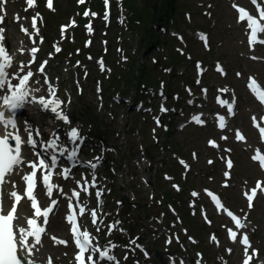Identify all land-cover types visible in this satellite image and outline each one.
<instances>
[{
	"label": "rangeland",
	"instance_id": "obj_1",
	"mask_svg": "<svg viewBox=\"0 0 264 264\" xmlns=\"http://www.w3.org/2000/svg\"><path fill=\"white\" fill-rule=\"evenodd\" d=\"M9 1V2H8ZM1 8L0 12L1 15L4 16V21L6 25L7 33L9 34V39L12 42V45H10L11 50L14 53H19V49H25L27 51H30L34 47H38L37 43L34 44L33 42H30L28 40V44L26 48L20 47L17 49L18 45L21 43H25V40L23 37L20 36L19 27L21 25H25L31 21V17L33 15V12L29 9H24V6L19 5L17 3H13V0H8ZM152 0H136V4L138 5V9L142 10L144 6L149 3ZM155 2V7H158L163 0H153ZM181 0H173L174 4H177ZM198 1L202 0H191L189 4L195 6L193 9L195 13L197 11H202L204 8H200L197 5ZM212 1V0H204ZM65 3L66 1H62ZM170 3L172 4L171 0ZM216 5L218 6L217 10V18H218V27L216 30V33L213 32V35H219V37L215 40V43L219 40L224 41L223 47L215 52H213L211 55H205V60L211 61L215 60L216 58H219L227 63L228 68L230 69L229 74L231 75V78L228 79V81L231 80H238L234 75L235 71L237 69H240L243 73L244 71H252L254 68L259 67V64H253L247 59L243 57V44L242 40L239 38L235 39V31L231 29V21L233 19V15L231 13V10L229 9V4L226 0H216ZM72 6L70 2H67L63 6V10H65L66 7ZM5 9V10H4ZM220 10L225 11L224 15L225 17L220 16ZM62 12V11H61ZM21 13V19L22 22L17 23L15 20H17V16ZM57 15L59 16L58 12ZM7 17V18H6ZM60 17V16H59ZM58 18V17H57ZM8 19V20H7ZM55 19V16H49L50 25L49 27L43 28V33L48 37L47 41L50 43V40L52 43H57L55 38L58 37V27L57 25L52 22ZM145 21L147 18H143ZM60 21H67V18L64 17ZM142 21V20H141ZM152 22H149L148 28H152ZM189 24V23H188ZM186 24V25H188ZM134 25H137L136 22H134ZM144 25V23H143ZM183 24H179L178 28L183 30ZM197 27L200 25V23L196 24ZM189 26V25H188ZM187 26V27H188ZM190 27V26H189ZM192 28H195L196 26L192 25ZM129 28V27H128ZM82 29V28H80ZM83 30V29H82ZM127 27L117 28L115 32L124 33L123 38H120L121 42L124 45V49L126 50V57H131L132 59H136L139 56L140 51L147 50L149 47H142L141 44V33L140 30H134L129 29L127 30ZM153 30V28H152ZM42 31V30H41ZM126 32V33H125ZM158 30H153L154 35L156 36ZM112 32H109V36L112 35ZM161 39H167L164 38L163 35L158 36ZM187 37V36H186ZM192 35H190L189 39L192 40ZM126 39V41H125ZM113 41V39L111 40ZM186 42V41H185ZM61 41H60V43ZM218 44H220L218 42ZM217 44V45H218ZM183 48H185L184 44L180 45ZM43 51L46 53V56L48 58V64L49 68L46 71H49L50 73H54L55 67L57 66L58 70L60 72V80L62 81L61 91L56 93V95L64 101V104L61 106L63 113L69 116H73L74 119L77 120V127L81 129V131L84 134H90V139L95 136H103L106 141V146L110 147L108 150H104V153L108 156V158L112 161L111 166L115 170V174H112L115 176V180H112V183L115 182L116 184V190H115V198L113 201H115L116 205L119 207L117 210L113 211L112 209H109L107 206L111 203L110 200H107V195L104 197L103 189H100L99 191L102 193L101 196L104 197V203L106 204L107 210L110 211L112 222L115 221V225L111 224L108 225L111 230L114 229L116 226L119 227V230L117 229V232L111 234H107L106 239H117V240H125L129 241L132 239L133 235L137 236L138 238H143V244L148 248L150 251L152 257H154V252L157 249H161L163 246V249L165 247V243L162 245L161 240L164 242V238L166 234L169 233L171 230L170 222L171 220H174L172 217L174 212H172L167 207L159 208V200L158 196L161 197L160 193H158L155 189L157 187V183L163 185L164 190H168L171 192V194L177 193L179 196V199L181 197V193L177 190V187H180V192H183V199H189L190 197V189H197L199 191L202 190L205 186H212V187H219L222 178L219 177L217 180V183L212 184L210 183V177H213L214 175L211 174V172L216 169L215 167L207 166L206 165V159L209 157V151L207 150L205 146L206 139L209 137V128L208 129H199L194 130L193 128H189L187 131L183 133H176V128L173 130V132L169 134H162L161 130L164 129V125L160 127L158 124L154 123V118L151 116H136L135 113H129L127 109L123 108H115L111 107V103L108 102L106 109H100V106L97 103V97L94 94L93 89V80H84L83 77H80L78 75L79 69L76 67H73V65H70V61L67 59H63L61 56L59 60L57 58H53V52L51 51L49 46H44ZM163 51H166L163 47ZM64 52V51H63ZM145 52V51H144ZM171 52V51H170ZM170 52L165 53L164 55L158 56L157 58L161 59L162 61H167L169 63L170 61ZM108 56H111V59L114 61L110 63L112 69L114 70V73L120 72V74L124 75L126 74L125 80H121L119 84L123 87L125 85V90L134 91L135 86H132V84H135V80H132L130 82L131 74L130 72H127L129 66L131 65L130 62H121L120 61V55H118L115 51V48H112V53H108ZM45 55H43L42 59H44ZM24 61L27 63L29 61V56H26ZM183 61V58H182ZM89 66H92V64L87 63ZM183 65H186V63H183ZM138 66L133 68V74L137 75V69ZM186 69L188 71V68L185 67H179V73H182V71ZM31 71L36 72L37 66L31 67ZM83 74V71L81 72ZM91 73H93L91 71ZM191 73V72H190ZM193 73V71H192ZM94 74V73H93ZM95 75V74H94ZM40 76V75H39ZM130 76V77H129ZM171 77V76H170ZM218 77V76H215ZM160 79L167 81L168 76H163V74H160ZM173 79V78H172ZM199 79V77H196V81ZM40 80V79H38ZM182 79H178L179 86H183ZM130 82V87L128 86V83ZM186 83V82H185ZM226 83L224 80H220V87L223 88V84ZM199 84L196 89H199L201 92L200 82L197 81L195 85ZM204 86V85H203ZM83 89V92L80 93L78 90ZM191 90V88H190ZM189 90V91H190ZM72 93V94H71ZM217 90L213 89L210 91V94L208 95V98H210L211 95L216 94ZM62 94V96L60 95ZM131 94V93H130ZM212 98V97H211ZM248 98L243 94L242 95V103H243V117H240V120L235 122L236 124L242 123L244 126L247 125L246 123V113L249 109H251L250 104L248 102ZM207 101H204L203 103H199L198 105H203ZM96 115L99 119L98 123H95L93 119L90 118L91 115ZM75 116V117H74ZM242 120V121H241ZM95 123V124H94ZM99 125V127L95 130H93V125ZM96 125V126H97ZM94 131V133H93ZM148 135V136H146ZM169 143L170 151L165 150L162 152V149H158L160 146V143ZM152 144V151L156 150V152L160 151V157L157 159H161V155H163V158L169 159L170 165L173 166L175 162L177 161V158L179 157H186L188 158L191 151L199 152L200 160L197 164H194V168L192 173L189 175L188 178H183L180 172L181 179L173 180L171 183H167L164 181L161 177V172L156 171L152 168V156H149L150 152L147 151V145ZM146 147V148H145ZM158 149V150H157ZM144 151V152H143ZM143 152V153H141ZM144 155V156H143ZM146 156V157H145ZM190 158V157H189ZM162 161V160H161ZM150 163V164H149ZM167 165V163H165ZM164 164V166H165ZM156 167L160 168L161 165L158 164ZM235 182L233 183L236 185L233 186L231 189L224 190V194L226 199L234 206L238 207L237 209L245 208L246 203L242 197L243 191L251 185V182L249 177L251 174L255 173V166L247 159V157H243L239 160V163L237 164V167L235 169ZM62 181V180H61ZM156 183V184H155ZM62 183V188H63ZM105 184L108 185L107 181ZM110 189V187L108 188ZM230 196L234 197V200H231ZM123 198H125V201L123 202ZM87 202L89 203L91 209H95L96 205L93 199H90L89 197L86 198ZM139 200L141 203L137 205L135 201ZM184 200V205L180 207V209L184 210V207L186 206ZM114 204V203H113ZM94 207V208H93ZM158 207V208H157ZM113 208H115V205H113ZM159 209H161L159 211ZM190 210V209H189ZM179 211V210H178ZM191 212V211H190ZM177 213V212H176ZM158 214V215H157ZM201 212H197L196 217H200L203 219ZM248 215V213H246ZM213 217L218 224V226L225 225L227 223V220L224 217L216 216L215 214L210 215ZM189 218V221L193 223L196 231L195 233L200 235L203 240L204 244L199 247H189L187 245H184L185 248L181 247L182 253L179 254L180 257L183 259V264H193L194 258H196L197 251L205 250V254H207L206 249L208 248V252L212 253L215 256V259L211 261V259H208V264H216L218 262L219 264L222 263L223 260L228 259V264H238L239 258H240V251L237 249V257L234 255L232 258H227V256L224 253L223 245L221 248L212 247L208 244L207 238L210 229L212 228H205L203 227L202 220L200 218ZM250 225L248 226L249 231H257L259 229V225L261 224V232L260 236L264 238V203L262 205H259L257 208H255V211H253L250 214ZM204 220V219H203ZM214 222V221H213ZM216 223L214 222V227H217ZM108 224V222H107ZM119 224V226L117 225ZM86 227V226H85ZM88 228L90 230H93V226L89 224ZM67 229V228H66ZM110 236V238L108 237ZM220 239L222 242H224V236L222 237V232H220ZM222 237V238H221ZM98 245L100 246L102 237L98 236ZM259 240V239H258ZM174 241L176 244L179 243L178 240L174 239L171 242V245H173ZM69 244V241L67 245ZM136 246V249H135ZM137 246L139 244H133L130 243L129 245H120L119 246V253H117V261L120 262V254L122 251H124L123 254H128V258L126 255L124 256V262L126 264H129L130 261L136 259L137 261H140V264L146 263L145 261V253L139 252L137 250ZM101 248H105L108 246H100ZM116 248L112 249V254H116L115 251ZM68 252L67 247H64L63 249H58L56 251V256H60L61 258L64 257V255ZM216 260V262H215ZM124 264V263H123ZM180 264V263H179Z\"/></svg>",
	"mask_w": 264,
	"mask_h": 264
},
{
	"label": "snow or ice",
	"instance_id": "obj_2",
	"mask_svg": "<svg viewBox=\"0 0 264 264\" xmlns=\"http://www.w3.org/2000/svg\"><path fill=\"white\" fill-rule=\"evenodd\" d=\"M34 3L35 0H27V4L30 6L34 5ZM78 3L83 4L85 0H78ZM251 3L257 9V16L250 14L244 7L235 3L232 7L239 13L238 22H247L249 47L254 50L256 44L264 45V38H260L264 36V7H261L258 0H251ZM46 4L49 9H53V0H46ZM105 5L107 7L108 0H105ZM84 15L88 16L89 11H85ZM91 15L95 16L96 14L92 13ZM105 18L107 19V13ZM3 21L4 16L0 15V23ZM71 23L74 24L75 22L72 21ZM32 27L36 28L35 18L32 20ZM86 28L91 31L90 24ZM22 31L28 34L27 29H22ZM2 33L3 29H0V264H25L27 258L33 257L37 245H41L42 236L46 233L47 225L49 224V216L58 204V200L52 199L53 193L58 191L67 195L64 193L63 188L54 182V176L59 175L65 180L74 178L72 177V169L82 163L79 160V153L84 137L78 128L72 127L67 133L68 139L73 145L71 150H69L58 143L59 137L55 136V134H53L54 138L48 140L47 143L41 141L38 145L36 139V137L40 136L38 127L34 129L35 136L33 135V129L28 125L25 126V131L28 133L27 138L25 139L20 135L16 115L18 110L25 108L26 105H38L43 112L53 113L57 120L66 124L70 123V121L69 117L63 113L61 107L64 101L56 95V89L51 85H49V95L47 97L34 95V92L39 91V89H33L29 83L34 76L33 71L30 70V65L36 62V54L39 49L34 47L30 50L31 59L29 62L17 61L15 55L10 54L5 46ZM18 51L22 54L24 49H19ZM56 51L59 52L60 48L57 47ZM252 59L256 60L258 57L252 56ZM47 63V60H44L39 65L38 71L40 73L45 72ZM217 70L221 73L224 72L220 66H217ZM240 75L238 72L237 76ZM45 82L47 83V80ZM36 83L39 82L36 81ZM255 85V80L250 78L249 88L256 93L260 103L264 104V91L255 87ZM222 91L227 90L223 89ZM220 103L227 105L228 113H233L232 104L226 100H221ZM161 111L166 112L168 109L162 107ZM252 119L255 121L256 118L253 117ZM193 120L197 124L202 125L205 123L200 116L193 117ZM157 122L159 123V121ZM225 127V117L220 116V128L223 129ZM259 131L264 136V127H259ZM236 136L237 139H244L238 131ZM222 139H227V137H222ZM10 141H14V144ZM210 144L214 147H219L215 141H210ZM25 145L34 152L35 160L28 159L24 154ZM38 146L43 148L46 155L42 156L40 152L35 151ZM65 154H67L66 159L70 162V166L63 167L61 171L57 172L56 169L60 166L59 157L65 156ZM252 159L259 160L261 166L264 167V156L257 153ZM226 163L228 169L233 167L230 159ZM89 167L94 170L97 164L90 163ZM24 168L29 170L25 172L23 171ZM225 175L228 176L229 173L226 172ZM14 176H19L20 180L23 181L24 187L21 191H17L16 181L13 179ZM82 179L83 183L79 180L76 181L79 190H71V196L68 197L70 213L66 214L65 217L67 223L71 225L72 238L75 247L78 249L75 254L76 264H101L102 261L118 264L116 257L111 254L112 249L116 245L109 242L110 246L101 248L98 243H93L97 238L87 228L82 229L81 227L79 217H83L86 210L92 218L93 225H98L100 222L99 209H87V206L81 201L82 192L90 195V188L96 187L95 177L90 182L86 177H82ZM38 182L43 185L41 191L50 201L48 205L41 206L38 199L39 193L37 192ZM6 185H10L7 201L3 195ZM101 195L100 191L96 192L98 203ZM193 195H196V193H193ZM209 195L212 196L211 193ZM245 195L249 201V208H251L253 206V198L256 196V189H252L250 195L247 193ZM73 198L76 204L72 203ZM212 198L216 200L217 205H220V201L215 196ZM22 202L28 205L30 215L22 216L20 211H18ZM220 206L222 207V205ZM228 215L235 221L237 228L244 229L246 227L243 219L237 218L231 212H228ZM99 231L100 228L97 227V232ZM228 231L231 240L237 242L238 233L232 229ZM240 235L242 239L239 242L245 246L247 255L248 248H251L249 237L246 232ZM210 238L214 241L216 240L214 235ZM52 239L62 245H67L68 243V241L57 237H52ZM132 243H135V241ZM227 251L231 253L232 249ZM145 255L147 256L146 252ZM253 256H258V250L253 249L252 255H247L243 264H252ZM29 264H37V261L31 259ZM47 264H52L51 257L48 258ZM181 264H183V261H181ZM196 264H199V260L196 261Z\"/></svg>",
	"mask_w": 264,
	"mask_h": 264
},
{
	"label": "bare ground",
	"instance_id": "obj_3",
	"mask_svg": "<svg viewBox=\"0 0 264 264\" xmlns=\"http://www.w3.org/2000/svg\"><path fill=\"white\" fill-rule=\"evenodd\" d=\"M30 157V155H29ZM30 159V158H28ZM35 160V159H32ZM29 169L24 168L23 171L27 172ZM13 179L16 181V188L17 191H21L23 188L22 185L23 181L20 180L19 176H14ZM10 190V185H6L5 186V192H9ZM46 202V201H43ZM66 202V199L61 198V202L60 204L57 205L56 207V213H55V217L54 220L51 222V233H50V237H54V235L56 234V236H61L64 239H67L66 236V224L65 221L63 220V214H64V203ZM27 204H25L24 202H22L21 208L18 209V211H20V214L22 216H27L30 215L29 210L27 209ZM48 231H49V227H47L46 229V233L44 234L43 238H42V242L41 245H37L36 250H34V254L33 257H29L31 259L36 260L37 262H40L41 264H47V260L49 257H51L52 259V254H51V249L54 246L53 244V239H51V241L49 243H44V239L48 236ZM55 233V234H54ZM54 234V235H53ZM44 243V244H43ZM59 246V245H58ZM51 247V248H50ZM59 248L57 247V250ZM53 250V249H52ZM74 250V247L72 246L71 242H70V246H69V252L71 253Z\"/></svg>",
	"mask_w": 264,
	"mask_h": 264
},
{
	"label": "trees",
	"instance_id": "obj_4",
	"mask_svg": "<svg viewBox=\"0 0 264 264\" xmlns=\"http://www.w3.org/2000/svg\"><path fill=\"white\" fill-rule=\"evenodd\" d=\"M168 1L169 0H163L158 7H155V2L152 0L149 3H147L144 6V8H142V10L138 9V5L136 4L137 3L136 0H128L127 1V6L130 7L135 12L134 14L138 18H140V19H141V17L147 18L146 21L144 19H142L143 23H144V25L142 26V30H143V33H142V45H145V47L148 44L150 45V43L153 40L152 30L151 29L150 30L147 29L148 24H149V22H151L156 17H157V19H162V17L164 16V12H166L165 8L169 4ZM144 68L145 67H142L141 69L143 70ZM145 71H147L146 68H145ZM145 75L147 77L148 76V72ZM143 81L152 83L153 79H150V78L147 77ZM166 197H167L168 200H170L171 199V194L166 193Z\"/></svg>",
	"mask_w": 264,
	"mask_h": 264
}]
</instances>
